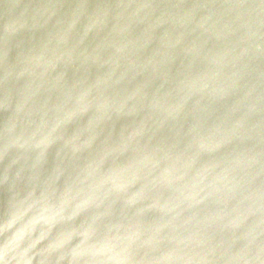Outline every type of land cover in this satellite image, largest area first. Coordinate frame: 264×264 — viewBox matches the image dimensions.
<instances>
[{"label":"clouds","instance_id":"obj_1","mask_svg":"<svg viewBox=\"0 0 264 264\" xmlns=\"http://www.w3.org/2000/svg\"><path fill=\"white\" fill-rule=\"evenodd\" d=\"M0 264H264V0H0Z\"/></svg>","mask_w":264,"mask_h":264}]
</instances>
